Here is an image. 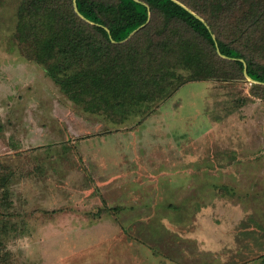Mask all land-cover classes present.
<instances>
[{"label": "rangeland", "instance_id": "obj_1", "mask_svg": "<svg viewBox=\"0 0 264 264\" xmlns=\"http://www.w3.org/2000/svg\"><path fill=\"white\" fill-rule=\"evenodd\" d=\"M18 9L0 5V264H264V85L190 81L113 120L35 61Z\"/></svg>", "mask_w": 264, "mask_h": 264}, {"label": "trees", "instance_id": "obj_2", "mask_svg": "<svg viewBox=\"0 0 264 264\" xmlns=\"http://www.w3.org/2000/svg\"><path fill=\"white\" fill-rule=\"evenodd\" d=\"M177 1L184 6L77 0L86 21L74 0H19L16 37L72 101L113 120L126 109L166 100L190 81L244 78L240 59L262 83L256 86L264 85V0ZM149 13L150 22L126 40ZM216 42L232 59L219 56ZM181 69L194 72L186 78Z\"/></svg>", "mask_w": 264, "mask_h": 264}, {"label": "water", "instance_id": "obj_3", "mask_svg": "<svg viewBox=\"0 0 264 264\" xmlns=\"http://www.w3.org/2000/svg\"><path fill=\"white\" fill-rule=\"evenodd\" d=\"M174 1H176L177 3H179V4H181V5H183L182 3H180V2H178L177 0H174ZM74 6H75V11H76V13L82 18V19H84V20H86V21H89V20H87L84 16H83V14H81V12L79 11V9H78V6H77V0H74ZM184 6V5H183ZM186 7V6H185ZM187 8V7H186ZM188 9V8H187ZM194 15H196L199 19H201V20H203L199 15H197L196 13H194V12H192ZM150 13H149V17H148V20H147V22L145 23V24H143L142 26H140L139 28H137L126 40H128L129 38H131L136 32H138V31H140L143 27H145L149 22H150ZM92 23V22H91ZM107 30H108V28H106ZM213 38L215 39V36L213 35ZM125 40V41H126ZM114 41V40H113ZM115 42V41H114ZM216 47H217V52L219 53V55H221L222 57H224V58H228L227 56H225V55H223L222 53H221V51H220V49H219V45H218V43L216 42ZM228 59H232V58H228ZM243 63H244V74L246 75V77L247 78H249L250 80H252V81H255V82H258V83H261V82H259V81H256V80H254L249 74H248V68H247V63H246V61L244 60V59H240Z\"/></svg>", "mask_w": 264, "mask_h": 264}]
</instances>
